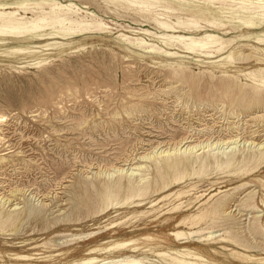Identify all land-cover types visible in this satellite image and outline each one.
<instances>
[{"label":"rangeland","instance_id":"374dc122","mask_svg":"<svg viewBox=\"0 0 264 264\" xmlns=\"http://www.w3.org/2000/svg\"><path fill=\"white\" fill-rule=\"evenodd\" d=\"M59 1L89 10L92 15L79 17L107 27L56 38L61 43L49 47L42 44L53 39L0 43V205L17 209L14 219L0 213V264H76L93 247L141 242L147 235L155 243L137 252L90 255L104 258L102 264L125 256L141 264H177L170 261L174 249L188 247L205 250L208 264H264V158L258 154L264 148V86H255L264 72V8L258 7L264 0H144L150 2L145 12L127 0ZM23 16L36 17L31 11ZM156 20L196 26L166 31ZM160 33L215 34L222 49L207 56ZM19 44L24 51L6 49ZM241 91L262 97L237 102ZM227 136L229 144L215 142ZM184 138L198 144L193 153L175 148ZM162 149L189 156L184 166L161 169L163 177L184 172L186 178L169 191L125 201L129 178L139 186L146 177L151 190L159 177L156 163L164 166ZM226 154L234 158L229 165ZM118 179L119 201L107 205L102 194ZM190 181L197 189L187 186ZM211 181L214 190L206 189ZM181 187L188 192L180 200L152 202ZM179 201H192L185 212L192 216L224 205L217 213L207 210L202 229L180 226L200 229L181 242L171 234L179 217L170 208ZM219 234L229 241H198Z\"/></svg>","mask_w":264,"mask_h":264},{"label":"bare ground","instance_id":"6f19581e","mask_svg":"<svg viewBox=\"0 0 264 264\" xmlns=\"http://www.w3.org/2000/svg\"><path fill=\"white\" fill-rule=\"evenodd\" d=\"M116 1H121V0H116ZM127 1L131 4L140 3L142 5L140 6V9L142 12H145V9H147L146 7L150 4V2L144 1V0H127ZM207 1H212V0H207ZM239 1L240 0H238V2ZM239 3H241V1ZM34 4H35L34 6H27V3L26 5L24 4V0H13V1L0 0V43H3V40H5L6 38H9L11 40L12 39L17 40V41L53 39L50 41H46L45 43L42 44V46L44 47H49V46H53L55 44L61 43L60 41L56 40V38L64 39L67 36L74 34L76 32H81V31L90 30V29L103 30L107 27L106 25H103V23H101L100 21L94 20V18L93 20L91 18L87 20L84 16L79 17L81 13H85V16L92 15V13H90L89 10H81L71 1L62 3L59 0H34ZM258 7L264 8V5L260 4L258 5ZM239 8L247 10V7L243 5H240ZM29 11L33 13L35 12L36 17L32 19L30 18V20H26V17L23 15H25V13ZM28 22L29 24H27ZM156 22L158 26L161 27L163 30L173 31V32L180 31V29L177 30V28L175 27H182L183 24L187 23V22L179 21V20L176 22L177 25L176 24L173 25L163 20H156ZM246 23L252 24V22H250L249 20H246ZM195 26H196L195 22H190L186 26H183V27L193 28ZM189 31H193V30H189ZM159 37L167 39L171 41V43L173 41L175 42L178 41L180 43V46L188 48L189 50L193 52H197V53H200L201 51L207 56H210L212 53L218 52L222 49L219 39L216 37L215 34H210V33H204L203 35L197 36V37L193 35H186V34L160 33ZM131 43L140 44L142 42L140 40H135V41H132ZM35 46H31V47H35ZM25 48H26V45L19 44V45L7 47L6 49H9L10 51L22 52L25 50ZM158 48L160 47H157V49ZM174 53H175L174 51H166L167 56H173ZM225 57H229V54L226 55ZM257 59L262 60V58H257ZM259 73H260L259 78L254 77L256 79V82H255L256 87L264 86V72L259 71ZM243 92L244 91H241L238 94V96H236L237 102H241L244 100H249L250 102H258L259 99L262 97L259 95L260 93L259 91H256L254 94L248 95V96L245 95V93ZM231 139L232 138L230 136H227L225 138L223 137L217 138L215 142L217 143L218 141H220V143L222 144H227V143L229 144L230 141L233 140ZM190 142H191L190 139L184 138V140L180 141V145L176 146L175 148L180 150L181 147L184 146L183 151H186L188 149V151L191 152V150L194 147H196L198 144L191 145ZM200 144H202L201 141H200ZM170 153H171L170 150L162 149L160 151V154L162 155V157H164L162 159L161 165L163 164L164 166H162L163 168H161L158 165V162L156 163V166H157L156 170L159 171V177H155L153 186L150 191L148 190L149 188L148 183L147 182L145 183L146 177H142L139 179L141 182L144 183L139 186H134L131 183L130 178L128 179V182L126 185V195L124 197L125 201L135 196L149 198L151 194L157 195L162 192L169 191L171 190L170 186L172 184L182 181V179L186 178L185 176L188 175V173H184V172L172 178L163 177V172L166 173L171 168L184 166L185 165L184 159L185 158L189 159V156L177 158V156H171ZM258 154H259V157L264 158V148L261 149L258 152ZM211 157L214 159L217 158V156L214 154H211ZM233 159H234L233 155L226 154V158L224 160L225 164L229 165L230 161ZM161 169L163 172L161 171ZM120 170L123 171V169H120ZM120 179H118L112 185L110 184H108V186L106 185V191L104 192V194H102V197L107 202V205L112 203L113 199L115 202L119 201V200H115V197L117 193L121 191V188L123 186ZM216 183L217 182L211 181L209 183V187L206 189L214 190L216 188V186H214ZM187 186H191L192 188L197 189L195 183H192L191 181ZM218 187H221V185ZM205 191L206 190L204 189V191L201 192V194L195 195L194 198L197 199L200 195H203ZM186 192H188V190L182 189L181 187V189L176 190L174 193L168 192L157 198H153L152 202L154 201V204H155V203L160 202L163 199H166V198L170 199L172 196L180 200L181 199L180 196L181 195L183 196V193H186ZM14 194L15 193H13V195ZM191 197L192 196H190L188 199H190ZM141 201H144V199L142 198L138 200V202H141ZM191 202L192 201H186V203L183 204L184 201H179L173 204L172 207L170 208V210H172L171 213H178V217H179L175 225L177 228L174 230H171V234L175 237V239L181 242H188L186 240L187 239L190 240V235L192 233L199 232L200 229H198L199 231L186 232L183 229H180L179 228L180 226L195 225L196 227L202 229L203 227H201L200 224H202V222L206 219L205 214L207 213V210L213 213H217L222 210V207L224 205L223 203L222 204L219 203L216 205H210L204 212H201L200 215L195 214L194 216H192V214L185 213L190 208ZM138 205H144V203L133 204L132 206H138ZM3 208L4 207L0 205V213L4 212L6 214L5 219L6 220L14 219V214L16 213L15 210L17 209L8 208V210H1ZM256 220H258V218H256ZM111 223L113 224V222ZM112 224L110 227H115L117 225V224H113V225ZM211 224H212L211 227L217 225L215 221L211 222ZM220 224H226L225 220ZM0 231H3V227H0ZM152 238L153 237L151 235H147L141 242L136 241L135 239H123V240L112 241V242H108L105 244H101L100 246L91 248V250L88 252L86 256H81V258L76 261V264H102L104 258H102L101 260H98L97 256L90 255V253L101 251V250H104V252L113 253L114 250H115L114 252L116 251L120 252L121 250H124L126 248H130L132 252H137L143 247L149 244L155 243V242L149 243V241L152 240ZM198 241L202 244H206L210 241L211 242H219V241L226 242L229 240H228V237L223 236L222 234H219L217 236L210 235V236L200 237ZM174 250L177 255L171 256L170 261L173 263H177V264H208L209 263L208 259L204 255V253H206L205 250L202 251V249H200V252H198L199 250H192L188 247H185L183 250H180V249H174ZM156 252L160 253L158 251ZM161 254L163 253L161 252ZM184 255H189L192 258L190 257L188 259ZM248 255L249 254H244V257L246 260H254L250 257V255L249 256ZM25 256L26 255H24L23 258H26ZM258 259H259L258 261L262 260V258H258ZM140 260L141 259L139 258H135V256L134 257L125 256V257H122L121 259H115L113 260L114 262L112 261V263H109V264H141Z\"/></svg>","mask_w":264,"mask_h":264}]
</instances>
